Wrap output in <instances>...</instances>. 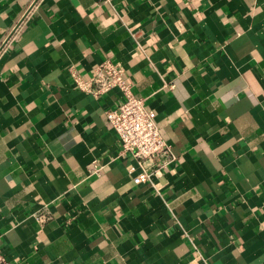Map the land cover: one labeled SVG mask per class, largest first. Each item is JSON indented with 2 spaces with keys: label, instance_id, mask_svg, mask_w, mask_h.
<instances>
[{
  "label": "crops",
  "instance_id": "obj_1",
  "mask_svg": "<svg viewBox=\"0 0 264 264\" xmlns=\"http://www.w3.org/2000/svg\"><path fill=\"white\" fill-rule=\"evenodd\" d=\"M32 1L0 0L6 259L264 264V0H41L2 50ZM107 59L177 155L143 183L105 114L120 90L72 75Z\"/></svg>",
  "mask_w": 264,
  "mask_h": 264
},
{
  "label": "built area",
  "instance_id": "obj_2",
  "mask_svg": "<svg viewBox=\"0 0 264 264\" xmlns=\"http://www.w3.org/2000/svg\"><path fill=\"white\" fill-rule=\"evenodd\" d=\"M41 0H33L21 16L14 33L4 40L5 48L24 25L33 17ZM1 51V50H0ZM125 67L109 59L101 62L95 69L94 75L84 79L73 72L76 86L86 93L101 96L113 89H119L122 95L117 107L105 110L111 127L117 133L123 153H130L137 161L140 171L133 176L135 183L146 182L155 172H161L171 167L177 160V155L162 136L156 120V113L151 109L145 99L137 97L132 84L127 80ZM89 172L97 174L100 166L89 164ZM132 171L136 168L132 167ZM39 222L45 223L52 218L50 209L45 207L37 213ZM0 264H17L6 259L0 248Z\"/></svg>",
  "mask_w": 264,
  "mask_h": 264
}]
</instances>
